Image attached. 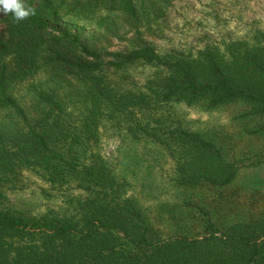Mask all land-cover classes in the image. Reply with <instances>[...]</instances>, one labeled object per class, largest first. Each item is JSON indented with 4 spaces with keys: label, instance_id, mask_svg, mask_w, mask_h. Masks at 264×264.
I'll use <instances>...</instances> for the list:
<instances>
[{
    "label": "rangeland",
    "instance_id": "obj_1",
    "mask_svg": "<svg viewBox=\"0 0 264 264\" xmlns=\"http://www.w3.org/2000/svg\"><path fill=\"white\" fill-rule=\"evenodd\" d=\"M169 1L165 7L157 0H135L147 15L142 33L160 53L195 52L209 44L223 48L231 41L252 42L264 35V0ZM58 3L64 23L75 30L80 25L90 44L107 50L132 47L136 28L106 7V0ZM165 73L137 63L124 69L106 67L97 76L134 95L146 90L149 79ZM16 89L29 121L40 119L50 131V145L61 154L56 164L66 179L53 181L52 171L37 164L7 169L0 154V208L36 216L76 214L96 195L81 187L87 182L77 170L85 163L98 165L114 182L117 199L133 201L164 237H202L209 233L207 219L221 230L264 225V130H259L264 114L251 113V103L235 100L211 106L207 99L193 104L170 100L121 107L99 95L90 77L54 76L50 71ZM36 91L54 92L62 107L40 102ZM27 129L14 109L0 107V132L6 137L16 138ZM177 129L212 140L225 162L237 169L233 180L225 185L182 182V167L193 159L186 152L190 144L173 135ZM11 143L5 148L13 149ZM261 259L264 264V252Z\"/></svg>",
    "mask_w": 264,
    "mask_h": 264
},
{
    "label": "trees",
    "instance_id": "obj_2",
    "mask_svg": "<svg viewBox=\"0 0 264 264\" xmlns=\"http://www.w3.org/2000/svg\"><path fill=\"white\" fill-rule=\"evenodd\" d=\"M157 1L165 7L170 3ZM23 2L34 13L24 20L0 11V107L14 109L28 125L16 138L0 132V154L7 169L37 164L52 171L53 181L66 179L56 164L61 154L50 145V131L40 119L32 124L15 96L18 84L44 71L90 77L99 95L111 97L121 107L170 100L193 104L203 99L216 106L243 100L254 106L251 113L264 114V35L252 42L231 41L223 48L209 44L195 52L160 53L141 30L148 23L144 5L106 0V7L120 12L136 28L132 47L107 50L90 44L80 25L75 30L64 23L58 0ZM137 63L166 73L149 79L146 90L134 95L97 76L106 67L124 69ZM36 96L42 103L62 107L52 91H36ZM173 133L191 146L186 152L193 160L183 165L182 182L225 185L233 180L237 169L225 162L212 140L187 129ZM9 142L13 149L5 148ZM81 168L78 174L87 182L81 187L96 195L74 215L36 216L0 208V264H261L264 225L221 230L207 219L209 233L202 237H164L145 221L133 201L117 199L114 182L98 165L82 163Z\"/></svg>",
    "mask_w": 264,
    "mask_h": 264
},
{
    "label": "clouds",
    "instance_id": "obj_3",
    "mask_svg": "<svg viewBox=\"0 0 264 264\" xmlns=\"http://www.w3.org/2000/svg\"><path fill=\"white\" fill-rule=\"evenodd\" d=\"M0 11L3 13H12L16 20H24L34 14L27 8L23 0H0Z\"/></svg>",
    "mask_w": 264,
    "mask_h": 264
}]
</instances>
